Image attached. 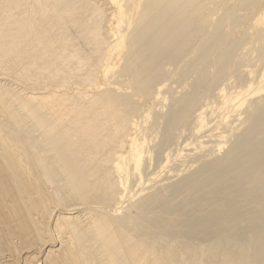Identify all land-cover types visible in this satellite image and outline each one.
Masks as SVG:
<instances>
[{
    "label": "bare ground",
    "instance_id": "bare-ground-1",
    "mask_svg": "<svg viewBox=\"0 0 264 264\" xmlns=\"http://www.w3.org/2000/svg\"><path fill=\"white\" fill-rule=\"evenodd\" d=\"M0 264H264V0H0Z\"/></svg>",
    "mask_w": 264,
    "mask_h": 264
},
{
    "label": "rangeland",
    "instance_id": "rangeland-1",
    "mask_svg": "<svg viewBox=\"0 0 264 264\" xmlns=\"http://www.w3.org/2000/svg\"><path fill=\"white\" fill-rule=\"evenodd\" d=\"M55 75H53V77H54Z\"/></svg>",
    "mask_w": 264,
    "mask_h": 264
}]
</instances>
